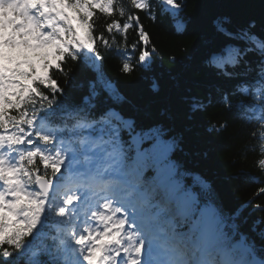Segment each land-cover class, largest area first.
<instances>
[{
    "label": "snow or ice",
    "instance_id": "obj_1",
    "mask_svg": "<svg viewBox=\"0 0 264 264\" xmlns=\"http://www.w3.org/2000/svg\"><path fill=\"white\" fill-rule=\"evenodd\" d=\"M185 7L179 0H159L161 13L172 16L178 30L183 22L177 17ZM97 10L105 23L94 36ZM141 11L155 19L152 0H128L127 6L118 0H0V264H237L222 243L189 246L174 232L162 236L155 205L136 184L107 177L110 165L90 166L88 153L98 146L90 137L97 125L101 133L107 126L104 143L114 152L122 127L129 135L133 131L112 109L99 117L91 111L97 83L106 90L111 85L94 78L89 94L77 100L53 78L56 72L66 75L68 60L101 59L96 45H115L123 73L135 66L150 71L154 49L149 50L150 36L136 14ZM253 27L233 33L218 25L228 39L245 46L226 43L208 64L229 78L256 72L252 82L243 80L234 91L251 96L252 102L236 107L240 115L259 121V135L253 136L264 152V39ZM130 29L136 33L131 45ZM249 53L259 57L255 68L246 59ZM221 101L232 107L228 94L222 93ZM179 108L194 114L202 103L190 90ZM141 138L153 137L132 136L137 143ZM156 147L138 153L134 164ZM258 165L264 170V158Z\"/></svg>",
    "mask_w": 264,
    "mask_h": 264
},
{
    "label": "trees",
    "instance_id": "obj_2",
    "mask_svg": "<svg viewBox=\"0 0 264 264\" xmlns=\"http://www.w3.org/2000/svg\"><path fill=\"white\" fill-rule=\"evenodd\" d=\"M118 2L128 5V0ZM179 2L187 5L177 17L183 22L179 30L172 16L161 13L159 0H152L154 20L142 11L136 13L150 36L149 50L154 49L150 71L135 66L131 73H123L122 57L116 55L115 45L113 49L96 45L101 59H88L86 63L68 60L64 66L66 75L56 72L53 78L77 100L89 94L94 78L111 85L106 90L97 83L99 95L92 101L95 108L91 111L99 117L112 109L114 115L132 124L133 131L129 135V130L122 127L114 152L111 144L104 143L109 140L107 126L101 133L97 125L90 139L98 146L92 151L104 158L117 157L118 168L140 187L157 182L158 186L149 193L150 200L155 203L162 195L173 205V221L183 236L189 237L188 243L198 225L200 210L205 207L211 211L212 220L223 223L212 245L222 243L229 248L239 242L264 261V193L258 192L264 187V170L258 165L264 152L257 138L259 121L239 114L236 105L252 102L251 96L234 91L243 80L252 82L256 72L229 78L208 64L212 54L226 43L245 46L240 40L228 39L217 30L218 25L233 33L254 25L251 31L264 39V0ZM104 23L105 18L98 13L94 36ZM127 36L131 45L136 33L130 29ZM116 40L121 43L119 34ZM246 59L255 68L259 57L249 53ZM131 63L136 65L135 59ZM190 90L202 103L201 110L194 114L179 108ZM222 93L229 95L232 107L222 103ZM156 130H160L158 137ZM137 133L141 137L148 133L153 138H141L137 143L132 139ZM84 135L89 138L87 131ZM154 143L157 147L143 162L134 164L138 153ZM165 145L169 147L168 154L158 162V151ZM167 163L174 167L173 173L165 171ZM230 259L245 261L247 253Z\"/></svg>",
    "mask_w": 264,
    "mask_h": 264
},
{
    "label": "rangeland",
    "instance_id": "obj_3",
    "mask_svg": "<svg viewBox=\"0 0 264 264\" xmlns=\"http://www.w3.org/2000/svg\"><path fill=\"white\" fill-rule=\"evenodd\" d=\"M168 151H169V147L167 145H165L164 148H160L159 151H158V161L161 159V157L164 159L166 157V155L168 154ZM168 166V165H167ZM170 168H171V165L169 164ZM165 170H167V167H165ZM155 186V185H154ZM139 191L141 193L142 196L144 197H147L148 196V191L149 189H145V190H141L139 188ZM166 205V208H168V210H171L172 207L170 206V203L169 202H166L165 203ZM165 205H161V206H165ZM203 215L204 217H207V215L209 214V211L208 210H203ZM216 227L219 229L221 227V223L220 221H217L216 222ZM175 233L178 237H180V234L178 233V231L175 230V228L172 226L171 222L170 221H167L166 222V226H165V229H164V234L162 233V236L164 235H168V234H171V233ZM234 247L240 249L241 247L239 245H234ZM236 255V253H235ZM248 264H255L254 261L252 262H248Z\"/></svg>",
    "mask_w": 264,
    "mask_h": 264
}]
</instances>
